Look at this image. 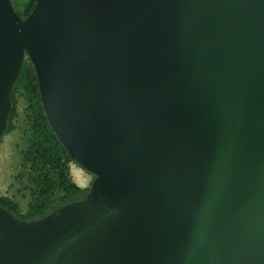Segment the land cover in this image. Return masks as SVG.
<instances>
[{
    "label": "water",
    "instance_id": "obj_1",
    "mask_svg": "<svg viewBox=\"0 0 264 264\" xmlns=\"http://www.w3.org/2000/svg\"><path fill=\"white\" fill-rule=\"evenodd\" d=\"M25 57L93 179L0 264H264V0H0V139Z\"/></svg>",
    "mask_w": 264,
    "mask_h": 264
},
{
    "label": "trees",
    "instance_id": "obj_2",
    "mask_svg": "<svg viewBox=\"0 0 264 264\" xmlns=\"http://www.w3.org/2000/svg\"><path fill=\"white\" fill-rule=\"evenodd\" d=\"M34 1L12 0V3L17 13L25 17L32 9ZM19 93L26 103V142L20 157L30 201L25 214L8 197L1 196L0 205L19 218L37 219L62 204L83 198L86 190L71 180L70 164L73 162L48 126L39 102L36 78L27 57L11 92L12 112L5 134L15 128L13 119L17 114Z\"/></svg>",
    "mask_w": 264,
    "mask_h": 264
},
{
    "label": "rangeland",
    "instance_id": "obj_3",
    "mask_svg": "<svg viewBox=\"0 0 264 264\" xmlns=\"http://www.w3.org/2000/svg\"><path fill=\"white\" fill-rule=\"evenodd\" d=\"M17 114L13 119L14 129L0 140V197L14 201L25 214L30 201L27 182L21 167V149L26 142V117L24 98L17 94ZM71 180L80 187L90 185L93 177L75 163L70 164Z\"/></svg>",
    "mask_w": 264,
    "mask_h": 264
},
{
    "label": "flooded vegetation",
    "instance_id": "obj_4",
    "mask_svg": "<svg viewBox=\"0 0 264 264\" xmlns=\"http://www.w3.org/2000/svg\"><path fill=\"white\" fill-rule=\"evenodd\" d=\"M93 177V176H92Z\"/></svg>",
    "mask_w": 264,
    "mask_h": 264
}]
</instances>
